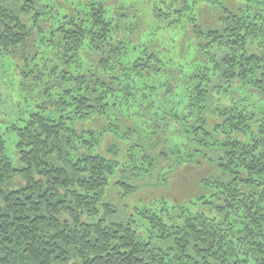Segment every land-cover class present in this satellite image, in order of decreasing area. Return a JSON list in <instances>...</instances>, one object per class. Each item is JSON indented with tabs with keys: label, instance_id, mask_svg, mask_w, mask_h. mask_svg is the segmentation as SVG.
<instances>
[{
	"label": "trees",
	"instance_id": "16d2710c",
	"mask_svg": "<svg viewBox=\"0 0 264 264\" xmlns=\"http://www.w3.org/2000/svg\"><path fill=\"white\" fill-rule=\"evenodd\" d=\"M12 60L0 264H264V0H0Z\"/></svg>",
	"mask_w": 264,
	"mask_h": 264
},
{
	"label": "rangeland",
	"instance_id": "374dc122",
	"mask_svg": "<svg viewBox=\"0 0 264 264\" xmlns=\"http://www.w3.org/2000/svg\"><path fill=\"white\" fill-rule=\"evenodd\" d=\"M43 52L45 53V50ZM46 58L55 59L51 54H48L46 57L44 55L41 56L39 65L42 72L45 73L43 83L49 81V72L45 71L44 68L53 64L50 61H46ZM85 59L89 61V57L85 56ZM6 65H9L10 68L0 71V126L1 131L5 133V139L7 141V155L18 166V152L16 148L18 139L15 132L7 130V127L11 126L12 123L10 121L15 122L21 116H28L37 105L39 98L36 97L37 86L33 85V79L30 77L26 78L22 74L23 71L27 70L25 65H20V63L16 64L14 60L8 61ZM85 66H89L88 62ZM186 188L188 189V186ZM178 190L177 188L174 189L175 195L173 194L172 196L178 197ZM249 264L254 263L251 262Z\"/></svg>",
	"mask_w": 264,
	"mask_h": 264
}]
</instances>
